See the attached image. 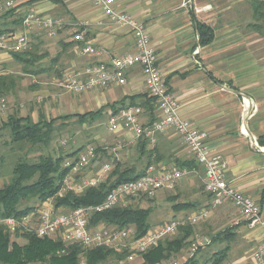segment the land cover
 <instances>
[{"label": "crops", "instance_id": "1", "mask_svg": "<svg viewBox=\"0 0 264 264\" xmlns=\"http://www.w3.org/2000/svg\"><path fill=\"white\" fill-rule=\"evenodd\" d=\"M21 1L25 3L21 4V18L27 7L34 6L40 13L62 18L66 23L54 38L39 31L31 38L36 45L53 40L58 43V59L66 57V67L58 71L54 80L73 66L110 61L135 52V39L130 29L112 24L95 6L94 0ZM115 1L116 9L146 24L157 65L181 106L182 116L208 133L211 151L222 155L227 162L231 185L253 197L261 207L263 224L250 227L232 203L218 206L206 222L194 227V233L215 237L228 229L233 236L213 241L197 259L203 258L209 250L213 256L228 245L224 264H255L252 254L264 240V146L259 144V138L264 137V36L239 30L235 3L230 1L223 6L218 3L215 8L210 5L214 0ZM198 23L209 25L215 31L213 41L207 46L199 42ZM79 31L92 46L102 49L101 57L76 56L73 37ZM12 62V52L0 53V65ZM129 71L125 85L80 95L66 93L64 102L77 110L69 114L103 109L107 126L109 116L119 110L122 103L132 102L145 105V121H153L155 104L152 100L148 102L142 70L133 67ZM54 80L49 83L53 88ZM38 98L44 99L43 96ZM107 132L106 127L104 134L93 139L108 152L109 159L102 155L101 162H113L114 167L117 163L125 168L136 167V173L142 171L146 162L144 158L139 159L142 141L134 139L131 133ZM146 150H153L155 166L159 169L195 167L198 171L196 175L181 179L173 191H160L146 202L152 212L159 207L163 209L162 219L155 221V225L192 215L209 205L211 197L204 190V170L198 163L193 164L194 159L179 135L168 129L157 137L153 148L147 144ZM178 204L184 206L175 208ZM165 215L167 220L163 219ZM187 257L188 249L185 248L177 259L185 261ZM207 259L204 257V263Z\"/></svg>", "mask_w": 264, "mask_h": 264}, {"label": "built area", "instance_id": "2", "mask_svg": "<svg viewBox=\"0 0 264 264\" xmlns=\"http://www.w3.org/2000/svg\"><path fill=\"white\" fill-rule=\"evenodd\" d=\"M94 3L112 24L130 29L135 39V52L110 61H95L68 68L61 77L54 80L55 88L65 94L80 95L110 86H122L127 82L129 70L140 67L148 96L154 100L155 118L153 121H145L146 111L142 106L128 105L109 116L108 132L131 133L134 139L145 140L148 146L153 148L157 137L172 129L183 139L194 161L203 168V185L205 192L211 197L210 203L192 215L153 225L142 237H137L138 233L134 225L124 228L105 223L98 226L91 225L95 214L128 208L132 202L138 203L144 198L152 200L158 192L173 191L181 179L196 175L198 172L195 167L159 169L153 165L149 166L146 174L139 179L114 187L100 204L69 209L58 206L55 198L51 197L22 218L0 217V229L11 233L20 231L22 234L37 238L62 240L66 244L79 245L84 249L126 250L128 255L120 264H143L144 253L157 247L162 241L174 237L182 228L189 225L195 227L206 222L211 213L226 202L232 203L238 209L250 227L263 224L261 207L257 201L235 189L229 182L227 162L222 155L211 151L208 133L198 129L182 116L181 106L163 80L157 65V56L152 48L146 24L116 9L115 0H94ZM11 8H15L14 1H0V14ZM65 26L66 23L62 18L42 14L36 7L29 6L25 9L21 26L16 32L0 37V53L30 51L31 38L38 31L49 38H54ZM73 41L78 57L96 59L103 55L102 49L92 46L81 31L74 35ZM8 104L6 97L0 99V115L5 116ZM95 153L96 148L88 146L78 155L66 159L64 167L68 172L58 194L60 197L69 192L83 195L88 189L97 188L107 181V177L114 169V163L101 162ZM212 243V236L194 233L187 260ZM252 257L255 264H264V240L255 249ZM187 260L166 259L156 264H184Z\"/></svg>", "mask_w": 264, "mask_h": 264}, {"label": "trees", "instance_id": "3", "mask_svg": "<svg viewBox=\"0 0 264 264\" xmlns=\"http://www.w3.org/2000/svg\"><path fill=\"white\" fill-rule=\"evenodd\" d=\"M1 1V0H0ZM264 3L258 0H253V9L257 14H261V9ZM18 8V7H17ZM17 8H13L3 17L4 20L13 15ZM22 18L14 20L12 23H0V37L5 34L16 32L21 26ZM19 26V27H18ZM198 31L200 34V44L202 46L209 45L214 39V29L204 23H198ZM13 59L24 65L25 70L43 58L37 56L36 52L27 51L25 53L12 52ZM53 65L56 64L58 57L53 59ZM27 73H31L26 70ZM49 72V69L40 68L33 71L34 75H39ZM32 74V73H31ZM62 75V74H61ZM61 75L59 77H61ZM58 77V78H59ZM16 88V78L9 73L0 71V99ZM154 101L152 98L148 100ZM135 105L132 102L125 104ZM145 105H142V107ZM114 110L116 108H113ZM118 110H115L117 113ZM2 116V115H0ZM103 109L96 112H88L83 114H69L51 120L41 119L38 122L32 121L30 118H22L11 115L8 121L3 125V128H9L11 131L12 142L15 144L31 142L34 145L42 144L48 146L52 140V135L55 131L54 125L59 120L76 119L80 124H88L99 119H104ZM140 143V160L146 159L145 166L142 171L136 173V167L125 168L120 163H117L113 171L107 177V181L97 188H90L83 195H75L67 193L60 197L61 189L65 175L68 169L64 167L66 159L74 157L81 153L85 148L80 147L68 155H59L54 158L52 156H42L39 161L34 163L17 162L13 167V179L10 183L0 187V217H16L22 218L29 212L35 210L41 203L48 198L54 197L58 206H64L69 209H75L80 206H89L100 204L114 187L121 183L139 179L146 174L149 166L156 165V157L153 150H146L147 142L145 140ZM259 144L264 146V137L259 138ZM97 158L101 161L102 155L108 158V152L102 146L96 148ZM109 159V158H108ZM195 161L193 162V164ZM1 177V176H0ZM38 202L23 208V202ZM143 201H150L147 198L141 199L138 203L132 202L128 208H118L106 211L100 214H95L92 218L91 225L98 226L100 224H108L118 228H124L134 225L137 230V237L144 236L151 228L148 220L152 214L151 208H138ZM184 206L178 204L175 208ZM137 207V208H136ZM8 230L0 229V263L1 264H32L45 263L50 264H100L109 258H115L118 264L126 259L128 252L126 250L118 251L109 248H93L88 249L79 246L66 244L62 240H51L48 238H37L31 235H25V244H20L12 240V236ZM194 234V226L182 228L177 235L172 238L162 241L157 247L152 248L142 255L143 264H156L161 261L174 259L183 250H189L192 237ZM233 236L232 231L225 230L219 232L213 241L220 240ZM202 251V250H200ZM199 251V252H200ZM229 246H225L221 251L215 253L211 259L203 264H224L227 258ZM199 252L188 259L184 264H201L197 259Z\"/></svg>", "mask_w": 264, "mask_h": 264}, {"label": "rangeland", "instance_id": "4", "mask_svg": "<svg viewBox=\"0 0 264 264\" xmlns=\"http://www.w3.org/2000/svg\"><path fill=\"white\" fill-rule=\"evenodd\" d=\"M12 1H14V5L16 8L18 7V10L13 15L8 16L5 20L3 16L13 8L0 14V23H12L14 20L21 18V15L19 14L21 4L25 3L21 0ZM228 1L235 3L234 10L240 31L257 32L264 36V7L260 10L261 14H257L253 9V0H214L215 3H211L210 5L215 8L218 3L223 6L226 5ZM258 1L264 3V0ZM56 46H58V43L53 40L44 41L39 45L32 43L31 52H36L37 56H43V59L34 62L32 66H29L26 69L32 74L27 73L23 67L24 65L17 63L15 60L12 63H4L0 65V71L2 73L12 74L14 75V78H16V88L11 94L4 96L9 102L7 112L5 116H0V187L5 186L12 181L14 177L13 167L17 162L25 161L34 163L39 161L42 156H52L56 158L61 154H71L80 147L87 148L88 146H93L98 148L101 146L93 139L94 137L99 136L98 134H104L106 132V119H99L93 124L84 125L80 124L76 119L67 121L59 120L54 125L55 131L48 146L42 144L34 145L31 142L15 144L12 142L10 129L3 128V125L8 121L11 115L22 118L28 117L32 121L38 122L41 119L51 120L59 118L60 116L73 113L76 110L69 105L70 103L64 102V99L66 98L65 93L53 88V84H49L51 80H54L57 76L58 71H61L67 65L66 57L60 56L58 59L59 61L53 65L52 60L58 57L57 51L59 48ZM39 68L49 69V72L34 75L33 71H36ZM44 83L48 84L44 85ZM39 96H43L44 99H39ZM76 112L77 110L75 113ZM146 202L144 201V203L137 207L148 208L149 205H147ZM32 204H36V207L39 205L36 201L22 203L23 208ZM154 211L155 212H152L148 220L151 225H153L155 221L162 219V207H159L156 210L154 209ZM165 218L166 215L163 219L165 220ZM10 234L13 237L12 240L15 242L20 244L26 243L24 239L25 234L20 233V231ZM208 248L206 247V249ZM211 251L212 250H209L207 255L204 256L208 258L207 260H210V257H212L210 255ZM202 252L203 251H200L199 253ZM204 257L199 259V263H204ZM174 259H177V257ZM100 264H118V261H116L115 258H109Z\"/></svg>", "mask_w": 264, "mask_h": 264}]
</instances>
